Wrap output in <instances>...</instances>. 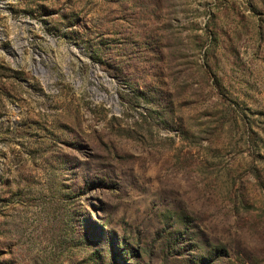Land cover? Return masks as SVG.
Masks as SVG:
<instances>
[{
	"label": "rangeland",
	"instance_id": "obj_1",
	"mask_svg": "<svg viewBox=\"0 0 264 264\" xmlns=\"http://www.w3.org/2000/svg\"><path fill=\"white\" fill-rule=\"evenodd\" d=\"M0 264H264V0H0Z\"/></svg>",
	"mask_w": 264,
	"mask_h": 264
}]
</instances>
